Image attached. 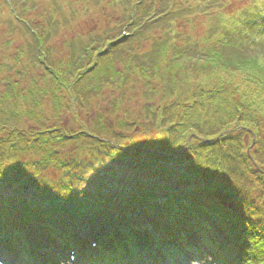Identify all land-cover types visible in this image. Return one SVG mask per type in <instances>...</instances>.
I'll list each match as a JSON object with an SVG mask.
<instances>
[{
    "label": "trees",
    "instance_id": "trees-1",
    "mask_svg": "<svg viewBox=\"0 0 264 264\" xmlns=\"http://www.w3.org/2000/svg\"><path fill=\"white\" fill-rule=\"evenodd\" d=\"M118 1L126 4L124 36L92 37L74 47L66 67L52 63L50 40L69 25L49 12L30 26L54 115L35 101L42 90L33 81L34 91L21 90L7 75L0 89V251L18 258L74 241L84 253L92 237L137 258V249L156 252L151 224L185 255L188 248L212 259L231 246L225 264H264V4L252 17L228 18L222 2L202 3L206 15L218 11L220 33L202 43L189 36L197 43L184 49L164 29L147 62L133 65L130 55L118 69L113 57L130 48L126 40L143 39L167 16H186L181 0ZM81 54L86 60L75 63ZM132 75L145 81L143 96L158 98L138 115L123 106ZM106 91L119 96L90 116L91 101ZM65 108L75 116L67 129ZM70 149L72 161L63 154Z\"/></svg>",
    "mask_w": 264,
    "mask_h": 264
},
{
    "label": "rangeland",
    "instance_id": "rangeland-1",
    "mask_svg": "<svg viewBox=\"0 0 264 264\" xmlns=\"http://www.w3.org/2000/svg\"><path fill=\"white\" fill-rule=\"evenodd\" d=\"M210 1L213 0H181L180 10L181 12L184 10L186 16L181 19L177 16H167L163 20L158 21V26L152 27L151 31L146 34L143 39L126 40L130 48H123L122 53L124 55L117 54L113 57L115 66L118 69H123L125 66L123 62L127 59L126 57L130 55L135 56L133 65L147 62L148 57L152 56L151 53L156 51L160 41L159 37L164 33V29H172L175 31L171 36V40L179 41V48L182 46L184 49H188L192 47L194 43H197L196 41H190L189 36L198 38L202 43L205 36L220 33L224 26L219 22L218 11L214 15H206L208 10L200 6L202 3ZM217 1L222 2V4L226 6L225 10L228 12V15H226L228 18H230L229 15L232 13H236V15L239 16L248 14L252 17L253 12L261 8L264 4L263 0H239L242 6L237 7V0H231V2L230 0H215V2ZM125 7L126 4L118 0H0V89H3L5 84L9 86V83L6 82L7 75L11 77L12 83H19L21 90L30 89L34 91L32 89V81L35 82L38 88L42 90L41 97L36 96L35 101L39 103V107L44 111L45 116L47 118L50 117V114L53 113L49 98L53 92L50 89L48 77H46L43 67L37 63L36 58L32 59V46H30V44H32L31 38L34 36L28 34V32L30 33V26L32 28L38 26L37 23L40 15H46L56 8L60 10L57 12V21L60 22L62 20L61 18H64L69 23V27L58 35H52L50 44L52 48V63L61 62L66 67L68 63L71 62L70 60L73 56L75 45L81 47L82 43L80 41L88 40L86 32L98 33L99 37H95L98 41L100 38L105 40V38L114 35H120L122 37L123 28L119 23H121L123 19L125 20ZM154 11L155 6L151 14H153ZM242 20L243 18H240V21ZM180 28L184 31V36L182 38L179 37ZM81 30L85 31V33L83 32L78 35L77 33ZM199 34L200 36L198 37ZM213 37L216 38L217 34ZM34 39H36V37H34ZM87 43H89V40ZM92 45H94V42ZM95 45L99 44L96 43ZM187 53L193 57L195 49H189ZM86 58V55L81 54L80 58L75 59L74 62L84 61ZM191 61L194 62L196 60L191 59ZM131 77L132 82L129 85L128 91H126L127 95L123 106L125 109L128 106L130 112L133 111V113L138 115L142 112V105L147 102L148 99L153 101L149 102L150 104L156 105L158 98H147L143 96V94L147 92L144 87L145 81L139 82L136 75H132ZM43 95L46 97L43 98ZM118 96L119 94L112 95L109 91H106L97 100L91 101V106L89 108L90 116L97 111V109H94L95 106L98 108V105H100L101 110H108L110 102ZM24 108L27 107L24 106ZM70 113V110L67 108L60 111L59 117L63 119L61 128L67 129L69 125L73 123V118L75 116ZM118 115L120 118H124L123 113ZM80 116L83 118L84 115L80 114ZM108 117L110 118V116ZM52 118L57 117L52 116ZM16 122L17 120H12L11 124L14 125ZM24 123V127L28 128L29 123ZM18 125L22 127L20 123H18ZM135 136L139 139L143 138V136L139 134ZM262 137H264V135ZM245 141L249 144L248 137L245 138ZM63 154L65 158L67 157L71 159V161L73 160L74 154L72 153V149ZM48 173L53 174L55 170L50 169ZM226 249H231V246ZM223 250L224 248H222V251ZM198 257L199 256H193L190 259H182V262H179V264H214V261L208 260L206 262L203 256H201L202 258ZM220 258L222 257H219V259ZM61 259L65 262L63 264H72L65 256L64 259ZM161 263L176 264L173 262L166 263L164 261Z\"/></svg>",
    "mask_w": 264,
    "mask_h": 264
},
{
    "label": "snow or ice",
    "instance_id": "snow-or-ice-1",
    "mask_svg": "<svg viewBox=\"0 0 264 264\" xmlns=\"http://www.w3.org/2000/svg\"><path fill=\"white\" fill-rule=\"evenodd\" d=\"M230 2H231V0H230ZM236 6H237V7L242 6V5L239 3V0H237ZM260 66H261L262 68H264V56H261V58H260Z\"/></svg>",
    "mask_w": 264,
    "mask_h": 264
}]
</instances>
